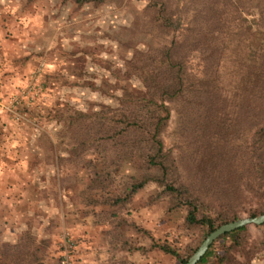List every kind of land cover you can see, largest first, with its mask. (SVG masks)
<instances>
[{
    "label": "trees",
    "instance_id": "1",
    "mask_svg": "<svg viewBox=\"0 0 264 264\" xmlns=\"http://www.w3.org/2000/svg\"><path fill=\"white\" fill-rule=\"evenodd\" d=\"M61 1L100 6L109 0ZM142 21L168 38L143 55L148 62L137 64L141 93L116 77L113 91L98 90L116 105L72 110L67 131L79 156L98 158L84 164L90 181L80 197L86 207L117 209L105 213L107 236L118 242L123 214L140 191L156 185L186 212V230L203 240L185 258L167 243L154 242L151 249L187 264L218 228L243 215H264V0H149ZM172 105L178 141L168 148ZM223 240L231 245L216 254ZM250 245L244 227L222 236L199 264L213 258L225 264L232 253L247 255ZM42 250L26 232L0 247V264H46Z\"/></svg>",
    "mask_w": 264,
    "mask_h": 264
},
{
    "label": "rangeland",
    "instance_id": "2",
    "mask_svg": "<svg viewBox=\"0 0 264 264\" xmlns=\"http://www.w3.org/2000/svg\"><path fill=\"white\" fill-rule=\"evenodd\" d=\"M148 3L0 0V247L29 232L42 246L46 264H61L66 243L73 246L72 264H182L152 250V244L167 243L182 258L200 245L202 234L185 228L186 212L175 209L156 185L135 196L123 214L126 224L116 230L118 242L107 236L111 227L104 217L117 209L86 207L80 197L90 181L84 164L98 158L78 155L67 116L74 109L114 107L115 100L98 90H111L118 76L141 93L142 64H137L148 62L143 55L168 38L141 22ZM171 108L168 148L178 141L179 128ZM247 228L248 254L232 253L225 264H264V226ZM230 245L218 242L216 254L224 255ZM205 264L221 263L213 258Z\"/></svg>",
    "mask_w": 264,
    "mask_h": 264
},
{
    "label": "water",
    "instance_id": "3",
    "mask_svg": "<svg viewBox=\"0 0 264 264\" xmlns=\"http://www.w3.org/2000/svg\"><path fill=\"white\" fill-rule=\"evenodd\" d=\"M261 226L264 225V215L256 218H242L233 223L226 224L216 231L211 233L206 240L201 244L196 253L191 257L187 264H199L201 260L205 257L207 252L210 250L211 246L217 242L222 236L242 229L248 226Z\"/></svg>",
    "mask_w": 264,
    "mask_h": 264
},
{
    "label": "built area",
    "instance_id": "4",
    "mask_svg": "<svg viewBox=\"0 0 264 264\" xmlns=\"http://www.w3.org/2000/svg\"><path fill=\"white\" fill-rule=\"evenodd\" d=\"M72 244L66 243L64 246V253L62 256L61 264H72Z\"/></svg>",
    "mask_w": 264,
    "mask_h": 264
}]
</instances>
